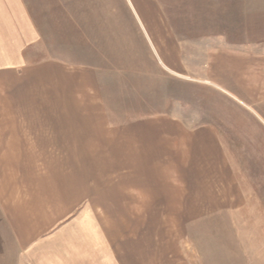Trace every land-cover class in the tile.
<instances>
[{"label":"rangeland","instance_id":"obj_1","mask_svg":"<svg viewBox=\"0 0 264 264\" xmlns=\"http://www.w3.org/2000/svg\"><path fill=\"white\" fill-rule=\"evenodd\" d=\"M21 5L38 37L36 42L29 33L30 62L67 61L75 75L91 66L100 74L104 104L119 118L186 120L217 136L214 148L198 156L184 138L171 136L179 146L174 152L186 156L179 157L182 164L158 152L157 172L142 174L128 195L133 204L134 198L124 207H100L109 248L99 261L87 247L94 264H264V0H22ZM0 7L10 8L14 24L10 32L0 29V50L14 53L16 40L24 39L19 28L25 15L17 10L18 0H0ZM155 21L172 26L187 60L186 75L163 68L166 53ZM240 53L250 56L244 72L256 92L241 85L236 74L242 67L231 63V70L218 72H225L234 95L212 83L213 59ZM3 219L0 214V264H54L48 249L34 263L15 261L7 238L11 226Z\"/></svg>","mask_w":264,"mask_h":264},{"label":"crops","instance_id":"obj_2","mask_svg":"<svg viewBox=\"0 0 264 264\" xmlns=\"http://www.w3.org/2000/svg\"><path fill=\"white\" fill-rule=\"evenodd\" d=\"M18 1L17 10L25 15L24 28H19L24 39L16 40L14 53L0 50V214L11 226L7 238L13 259L34 263L48 249L54 264H94L96 258L103 261V253L107 257L109 248L100 207L128 205L141 175L157 172L158 152L166 159L185 160L174 152L179 146L171 136L184 138L185 147L197 156L213 147L217 136L186 120L119 118L114 107L104 104L100 74L91 66L75 75L67 61L30 62L28 51L38 37L27 7ZM11 17L10 8L0 7V29L5 33L14 27ZM155 26L166 53L163 68L186 75L187 60L172 26L158 21ZM29 33L36 40L30 42ZM248 58L243 53L233 59L215 57L211 82L235 95L226 87L225 72L218 71L237 63L242 67L238 81L256 92L244 70L251 65ZM87 247L94 248L89 253L96 258Z\"/></svg>","mask_w":264,"mask_h":264}]
</instances>
